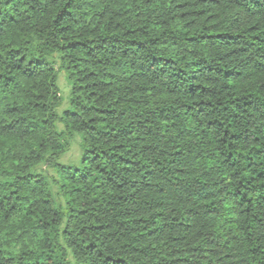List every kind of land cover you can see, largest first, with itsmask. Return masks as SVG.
<instances>
[{"label": "trees", "instance_id": "obj_1", "mask_svg": "<svg viewBox=\"0 0 264 264\" xmlns=\"http://www.w3.org/2000/svg\"><path fill=\"white\" fill-rule=\"evenodd\" d=\"M0 264H264V0H0Z\"/></svg>", "mask_w": 264, "mask_h": 264}, {"label": "rangeland", "instance_id": "obj_2", "mask_svg": "<svg viewBox=\"0 0 264 264\" xmlns=\"http://www.w3.org/2000/svg\"><path fill=\"white\" fill-rule=\"evenodd\" d=\"M58 87L61 91L62 103L58 108V114L61 115L64 111L69 110L70 86L64 72H61L58 77ZM79 157V148L76 143L72 145L71 151L61 159V163L69 164L75 162Z\"/></svg>", "mask_w": 264, "mask_h": 264}]
</instances>
